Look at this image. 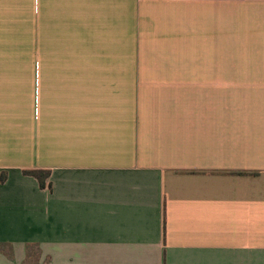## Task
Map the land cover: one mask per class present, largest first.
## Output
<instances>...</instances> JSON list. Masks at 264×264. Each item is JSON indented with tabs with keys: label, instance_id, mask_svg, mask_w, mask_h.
Segmentation results:
<instances>
[{
	"label": "crops",
	"instance_id": "0c3cea01",
	"mask_svg": "<svg viewBox=\"0 0 264 264\" xmlns=\"http://www.w3.org/2000/svg\"><path fill=\"white\" fill-rule=\"evenodd\" d=\"M234 5L263 21L0 0V264H264V74L217 56Z\"/></svg>",
	"mask_w": 264,
	"mask_h": 264
},
{
	"label": "rangeland",
	"instance_id": "374dc122",
	"mask_svg": "<svg viewBox=\"0 0 264 264\" xmlns=\"http://www.w3.org/2000/svg\"><path fill=\"white\" fill-rule=\"evenodd\" d=\"M246 9L234 5L231 14L224 7L221 9V49L217 52L221 74H264V26H260L264 23L263 10L257 11L254 6ZM224 15L231 16L233 24L224 25Z\"/></svg>",
	"mask_w": 264,
	"mask_h": 264
},
{
	"label": "trees",
	"instance_id": "16d2710c",
	"mask_svg": "<svg viewBox=\"0 0 264 264\" xmlns=\"http://www.w3.org/2000/svg\"><path fill=\"white\" fill-rule=\"evenodd\" d=\"M25 173L35 177L39 181L40 187L42 189L46 188L47 186H50V185H47V179L49 178L50 172L33 170V171H26ZM6 179H7V174L5 172L1 173L0 183L5 182Z\"/></svg>",
	"mask_w": 264,
	"mask_h": 264
}]
</instances>
